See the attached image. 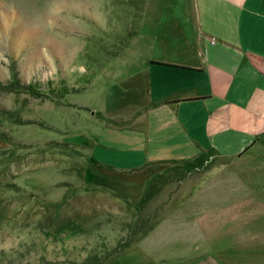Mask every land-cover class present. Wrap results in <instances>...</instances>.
Here are the masks:
<instances>
[{"label": "rangeland", "instance_id": "1", "mask_svg": "<svg viewBox=\"0 0 264 264\" xmlns=\"http://www.w3.org/2000/svg\"><path fill=\"white\" fill-rule=\"evenodd\" d=\"M181 17V0H0V264H264L263 157L121 168L90 149L107 157L97 109L131 94L114 55Z\"/></svg>", "mask_w": 264, "mask_h": 264}, {"label": "crops", "instance_id": "2", "mask_svg": "<svg viewBox=\"0 0 264 264\" xmlns=\"http://www.w3.org/2000/svg\"><path fill=\"white\" fill-rule=\"evenodd\" d=\"M181 3L184 17L171 29L177 39L168 31L135 38L144 49L158 38L156 56L143 48L114 55L124 65L112 76L122 72L131 94L97 109L118 121L98 116L105 128L97 138L110 150L101 157L91 142L98 160L123 168L190 161L203 151L247 165L264 158V0Z\"/></svg>", "mask_w": 264, "mask_h": 264}, {"label": "trees", "instance_id": "3", "mask_svg": "<svg viewBox=\"0 0 264 264\" xmlns=\"http://www.w3.org/2000/svg\"><path fill=\"white\" fill-rule=\"evenodd\" d=\"M13 79H15V78H13ZM61 84H63V83H61ZM61 84L59 83L58 85H56L57 86V87H55L56 91H57V89L59 90V86H62ZM23 85L27 88L28 91H30L32 93L41 92L40 89L36 88V85L33 81L24 82ZM64 88L66 90H68V86H64ZM64 88H63V90L66 91ZM70 89L71 90L77 89V87L71 86ZM57 92L61 93V91H57ZM113 250L114 249H112L111 251L104 252L102 254H97V253L89 254L79 262L72 263L73 261H68V260L64 259L63 261H61L60 263H57V264H71V263L72 264H97V263L101 262L106 256H108L109 252H112Z\"/></svg>", "mask_w": 264, "mask_h": 264}]
</instances>
